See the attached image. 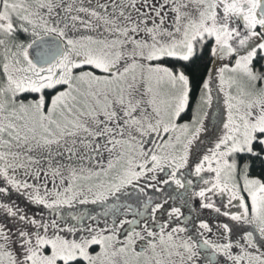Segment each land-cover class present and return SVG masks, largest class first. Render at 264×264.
I'll return each instance as SVG.
<instances>
[{"label":"snow or ice","instance_id":"1","mask_svg":"<svg viewBox=\"0 0 264 264\" xmlns=\"http://www.w3.org/2000/svg\"><path fill=\"white\" fill-rule=\"evenodd\" d=\"M0 264H264V0H0Z\"/></svg>","mask_w":264,"mask_h":264}]
</instances>
